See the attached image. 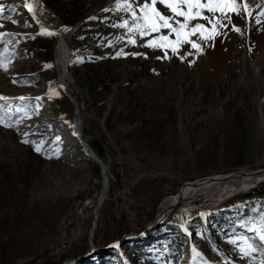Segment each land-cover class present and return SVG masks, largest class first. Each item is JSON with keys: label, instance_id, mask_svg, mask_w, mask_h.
<instances>
[{"label": "rangeland", "instance_id": "rangeland-1", "mask_svg": "<svg viewBox=\"0 0 264 264\" xmlns=\"http://www.w3.org/2000/svg\"><path fill=\"white\" fill-rule=\"evenodd\" d=\"M2 2L19 23L0 18V31L17 34L0 42V96L10 98L0 100V264H261L252 229L264 182L216 204L190 199L166 220L163 203L205 176L264 167V17L232 15L243 35L231 26L210 41L192 35L201 51L184 44L158 59L140 38L117 39L126 30L113 25L129 17L104 11L116 0H39L43 21L66 32L65 86L57 39L38 34L26 0ZM259 3L249 0L253 16ZM78 117L105 171L74 138Z\"/></svg>", "mask_w": 264, "mask_h": 264}, {"label": "snow or ice", "instance_id": "snow-or-ice-1", "mask_svg": "<svg viewBox=\"0 0 264 264\" xmlns=\"http://www.w3.org/2000/svg\"><path fill=\"white\" fill-rule=\"evenodd\" d=\"M243 4V8L240 5ZM160 5L163 7L161 11ZM264 0L257 4L259 11L253 16L252 10L249 8V0H116L115 6L112 9H104V11H123L129 18L123 19L119 24H114L113 27L126 30V35L118 37V40H124L127 38V42L133 45L137 44V38H140L144 42L145 47L160 49L163 52L158 59H168V51L171 50L173 54H179V47L184 44H190L192 49L197 50V53L201 51V44L192 40V35L199 34L201 40L210 41L217 35H223L224 32L221 29H228L231 26V30L243 35L244 30L239 26L233 24L232 15H235L239 19H246L250 25L253 20L256 24H261V17H264ZM17 5H8V8L12 12L17 11ZM31 13L33 19H36V12L33 4L26 2L22 6ZM5 4L0 0V18L10 21L13 24L19 23L18 20L13 19L11 15H5ZM207 12V14H204ZM167 13V14H165ZM218 14V15H217ZM182 18V19H181ZM90 19H95L91 17ZM199 20L205 21V23L198 22ZM192 21H197L194 25L189 27ZM36 23H40L39 19H36ZM208 25L211 27L209 28ZM4 25L0 24V28ZM67 31L68 29H64ZM163 30H167V35L163 34ZM39 35L55 36L56 32L50 31L47 28L42 27ZM153 34H158L153 36ZM17 34L12 32L0 31V42H4L5 37H15ZM174 35V38H170ZM146 37H153L147 39ZM25 38L35 39V36L28 37L25 34ZM111 43V42H109ZM193 52H188L187 55H193ZM117 56L128 55L123 50L117 52ZM131 55H144V53H131ZM183 60L185 57L180 56ZM194 62V61H192ZM0 67H3L7 71V67L4 65L3 60H0ZM46 67H52V65H46ZM16 82V81H14ZM63 87V85H61ZM50 93L59 95L54 88L49 89ZM9 97L0 96V100H9ZM20 100H26L27 97H19ZM42 98L38 97L37 100ZM40 107L39 104L36 105ZM17 111L24 112V108H18ZM17 121L16 123H19ZM0 124H4V117L0 115ZM6 127H13L12 124H5ZM27 135V133L25 134ZM61 137L57 136L56 140L59 141ZM25 143L31 141L25 140ZM43 141L37 144L36 151L40 152ZM203 215V214H202ZM187 231V229H185ZM252 231L258 232V239L264 243V218L261 220L259 228H253ZM120 244L117 241L111 247H119ZM251 252L260 250L259 246L248 245ZM195 252V249L193 250ZM249 254V252H245ZM197 256L203 259L202 253H196ZM204 264H209L208 261H204ZM264 264V261L261 262Z\"/></svg>", "mask_w": 264, "mask_h": 264}, {"label": "bare ground", "instance_id": "bare-ground-1", "mask_svg": "<svg viewBox=\"0 0 264 264\" xmlns=\"http://www.w3.org/2000/svg\"><path fill=\"white\" fill-rule=\"evenodd\" d=\"M34 10L36 12V19H39V26L49 29L57 33L54 37L57 39L59 49L63 53V60L61 63V80L67 85L69 74V67L71 64V57L68 55V43L66 40V32H62L57 28L52 27L47 22L43 21L39 14L38 5L39 0H33ZM67 88V87H66ZM81 119V118H80ZM79 117L76 119V126L74 128V136L86 152H89L96 162L104 166V162L99 159L93 152L92 147L87 142H82L80 134L81 121ZM81 135V134H80ZM84 141V140H83ZM86 143V145H85ZM106 170V168H105ZM264 182V167L258 169H239L230 171L228 173L211 174L196 180L193 184L182 188V190L174 195L168 196L164 203L163 208L165 209L164 219H169L175 212H181L184 214L185 209L188 208V201L190 199L204 197L211 200L212 203H220L228 200L229 198L237 195L243 190ZM108 178L106 179V187L103 191V195L100 198V202L106 198L109 188Z\"/></svg>", "mask_w": 264, "mask_h": 264}, {"label": "water", "instance_id": "water-1", "mask_svg": "<svg viewBox=\"0 0 264 264\" xmlns=\"http://www.w3.org/2000/svg\"><path fill=\"white\" fill-rule=\"evenodd\" d=\"M82 142L84 143V141L82 140ZM85 145H86V143H85ZM101 165V164H100ZM102 166V168H103V165H101ZM104 169V168H103ZM104 171H105V169H104ZM105 173V172H104ZM105 183H106V181H105ZM107 188H108V186H107ZM156 220H158V219H156ZM157 222V221H156Z\"/></svg>", "mask_w": 264, "mask_h": 264}]
</instances>
